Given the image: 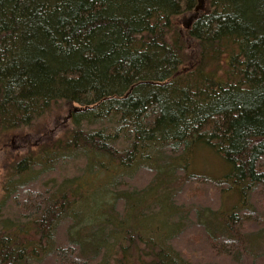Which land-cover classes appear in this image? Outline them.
I'll list each match as a JSON object with an SVG mask.
<instances>
[{
	"label": "trees",
	"instance_id": "16d2710c",
	"mask_svg": "<svg viewBox=\"0 0 264 264\" xmlns=\"http://www.w3.org/2000/svg\"><path fill=\"white\" fill-rule=\"evenodd\" d=\"M0 148V264H264V0H0Z\"/></svg>",
	"mask_w": 264,
	"mask_h": 264
},
{
	"label": "rangeland",
	"instance_id": "374dc122",
	"mask_svg": "<svg viewBox=\"0 0 264 264\" xmlns=\"http://www.w3.org/2000/svg\"><path fill=\"white\" fill-rule=\"evenodd\" d=\"M7 150H8V152L13 151V149H10L8 147V145H7ZM199 154H200V152H198L195 155V157L193 159L194 162L192 164H190V166L188 168L189 173L205 175V176H208L211 178H221V176L224 175L229 170V169H227V167L223 166V164H225V163L219 157L214 155L219 160L218 161L214 157H210V158H208L206 156L201 157V156H199ZM6 158H7V156H6L5 151L1 150V148H0V198H1V194H2L1 193V186L3 183V175H4ZM198 194H199V191L190 190V191H187L186 198H191V199H193V202H195ZM201 201H202V199L199 200V202H201ZM234 201L235 200L232 199L229 195L226 196L225 197V208L230 207ZM249 244L251 247H253L254 252H259L260 251L259 245L263 246L264 238L262 236L251 237L249 240ZM192 248L196 252H191L190 251L191 249L185 250L184 247L182 249H184L185 251H182V252L186 255H190L194 259L201 260V261H204L206 259H214V257L211 255L209 249L206 250V249H201V248H195L194 246ZM216 261L218 264H234L233 262L227 263V262L221 260L220 257L218 259H216ZM246 263L249 264L250 262L247 261Z\"/></svg>",
	"mask_w": 264,
	"mask_h": 264
}]
</instances>
